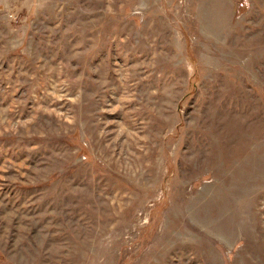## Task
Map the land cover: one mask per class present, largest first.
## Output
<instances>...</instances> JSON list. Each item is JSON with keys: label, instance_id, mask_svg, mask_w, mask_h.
<instances>
[{"label": "rangeland", "instance_id": "1", "mask_svg": "<svg viewBox=\"0 0 264 264\" xmlns=\"http://www.w3.org/2000/svg\"><path fill=\"white\" fill-rule=\"evenodd\" d=\"M0 264H264V0H0Z\"/></svg>", "mask_w": 264, "mask_h": 264}]
</instances>
